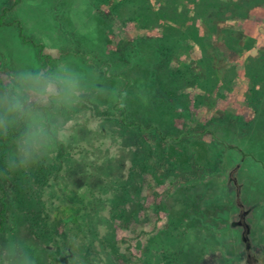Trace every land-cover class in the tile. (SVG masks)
I'll return each instance as SVG.
<instances>
[{"label": "rangeland", "instance_id": "rangeland-1", "mask_svg": "<svg viewBox=\"0 0 264 264\" xmlns=\"http://www.w3.org/2000/svg\"><path fill=\"white\" fill-rule=\"evenodd\" d=\"M230 1L0 0V75L70 62L129 94L124 116L70 115L49 187L39 167L0 176V242L22 230L39 264H264V0L218 20ZM72 191L91 197L81 232L46 213Z\"/></svg>", "mask_w": 264, "mask_h": 264}, {"label": "clouds", "instance_id": "clouds-1", "mask_svg": "<svg viewBox=\"0 0 264 264\" xmlns=\"http://www.w3.org/2000/svg\"><path fill=\"white\" fill-rule=\"evenodd\" d=\"M106 79L70 62L33 63L0 75V176H28L50 161L70 134V115L85 103L108 100L124 108L128 91ZM0 264H39L38 249L17 230L0 242Z\"/></svg>", "mask_w": 264, "mask_h": 264}, {"label": "trees", "instance_id": "trees-1", "mask_svg": "<svg viewBox=\"0 0 264 264\" xmlns=\"http://www.w3.org/2000/svg\"><path fill=\"white\" fill-rule=\"evenodd\" d=\"M243 1H244V5L242 4ZM233 2L235 1L232 0L230 1L229 4H225L224 6L220 7V9L216 11V13L214 12L215 17H217L218 20H222V21L228 20L230 17L234 16V14H236L237 11L240 12L243 10L242 5L252 7L250 0H238L237 2L239 4H234ZM225 46L227 48V45ZM220 50H221V47H220ZM48 59L51 60V57H49ZM248 60L246 61V63L248 62ZM121 110L123 112L125 108H122ZM122 114L124 116V112ZM135 125L136 123L134 124L127 123V126H131V127ZM137 126L139 127L138 131L141 134L143 132H145L146 134H149L148 138H150L151 141H155V142L157 141H161V142L175 141L176 142V141L188 140L193 137H203L209 133L212 134V130L204 126L196 127L194 129H190L189 131H185L183 133L180 132V134L177 136L165 134L162 131V129L155 128L154 127L155 125H152L149 128H146V126L145 127L143 126L142 128V125L140 126V124H137ZM248 126L249 125H244V127H248ZM153 129H155V131H153ZM144 138L148 139L146 136H144ZM54 167L55 165H51V167H49V165L46 163L39 166V169H37V172H38L37 183L40 184V188H43L44 186L49 187V185H51V182H50L51 181L50 176L52 173L51 169H54ZM52 184L55 185V183H52ZM66 199L68 200V204L57 205L55 207H52L50 211L47 210V204L45 202H43V207L46 211H48L46 212L48 215L51 214L50 217L52 219H56L55 220L56 222L57 220L63 221L66 219H70L71 220L70 222L73 224L71 229L73 231L76 230L78 232H81L82 229L85 227L84 223H82L84 221V219H82V216H85V215L87 216L92 208L91 203H90L91 197L89 196L88 192L72 191L68 193V197ZM2 206H3V209L6 208V204L4 202L2 203ZM30 228L32 231L34 230L35 222H32L30 224ZM77 236L78 234H76L74 238H76Z\"/></svg>", "mask_w": 264, "mask_h": 264}, {"label": "flooded vegetation", "instance_id": "flooded-vegetation-1", "mask_svg": "<svg viewBox=\"0 0 264 264\" xmlns=\"http://www.w3.org/2000/svg\"><path fill=\"white\" fill-rule=\"evenodd\" d=\"M247 227V226H246Z\"/></svg>", "mask_w": 264, "mask_h": 264}]
</instances>
